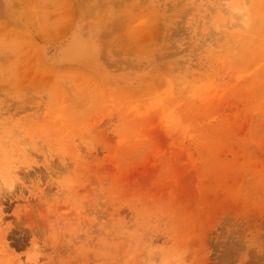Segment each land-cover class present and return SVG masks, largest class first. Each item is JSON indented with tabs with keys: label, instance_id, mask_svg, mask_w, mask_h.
Masks as SVG:
<instances>
[{
	"label": "rangeland",
	"instance_id": "374dc122",
	"mask_svg": "<svg viewBox=\"0 0 264 264\" xmlns=\"http://www.w3.org/2000/svg\"><path fill=\"white\" fill-rule=\"evenodd\" d=\"M0 193V264H264V0H0Z\"/></svg>",
	"mask_w": 264,
	"mask_h": 264
},
{
	"label": "bare ground",
	"instance_id": "6f19581e",
	"mask_svg": "<svg viewBox=\"0 0 264 264\" xmlns=\"http://www.w3.org/2000/svg\"><path fill=\"white\" fill-rule=\"evenodd\" d=\"M11 188V187H10ZM1 194V193H0Z\"/></svg>",
	"mask_w": 264,
	"mask_h": 264
}]
</instances>
